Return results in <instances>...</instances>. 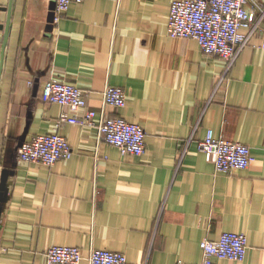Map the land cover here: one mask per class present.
Returning <instances> with one entry per match:
<instances>
[{
	"label": "crops",
	"instance_id": "crops-1",
	"mask_svg": "<svg viewBox=\"0 0 264 264\" xmlns=\"http://www.w3.org/2000/svg\"><path fill=\"white\" fill-rule=\"evenodd\" d=\"M172 1L85 0L51 24L55 0H0V264H48L58 245L199 264L202 241L224 232L247 236L246 258L215 264H264V24L229 70L195 39L168 35ZM52 77L82 88L97 122L141 125L145 153L123 155L97 127L65 123L71 159L20 161L22 142L84 112L42 100ZM107 86L124 88L125 107L105 104ZM209 130L249 146L252 165L215 172L199 148Z\"/></svg>",
	"mask_w": 264,
	"mask_h": 264
},
{
	"label": "built area",
	"instance_id": "built-area-1",
	"mask_svg": "<svg viewBox=\"0 0 264 264\" xmlns=\"http://www.w3.org/2000/svg\"><path fill=\"white\" fill-rule=\"evenodd\" d=\"M85 0H55L54 21L74 3ZM264 24V3L260 0H173L167 33L171 38H193L208 55L220 56L230 70L250 37ZM242 28L249 33L241 32ZM264 50V41L261 45ZM42 100L67 106L71 111H84L70 115L61 113L52 133L38 135L24 142L18 150L19 160L53 166L74 155L70 142L59 132L65 123L83 127H97L102 140L118 148L123 155L142 156L146 151L145 129L121 117L105 116L96 120L97 112L87 108L85 91L79 86L52 77L43 85ZM104 102L114 108L127 104L122 87L107 86ZM201 151L214 155L215 172L230 173L249 168L254 162L251 148L241 142L215 137L209 130L199 143ZM202 260L199 264H215L216 259L242 262L246 258L248 239L245 234L224 232L218 240L204 239L201 243ZM48 264H129L125 254L95 249L84 256L77 246H52L46 253ZM177 264H190L180 260Z\"/></svg>",
	"mask_w": 264,
	"mask_h": 264
},
{
	"label": "water",
	"instance_id": "water-1",
	"mask_svg": "<svg viewBox=\"0 0 264 264\" xmlns=\"http://www.w3.org/2000/svg\"><path fill=\"white\" fill-rule=\"evenodd\" d=\"M11 9V7H10ZM51 12L49 14V23H53L54 21V9H55V3H52L51 7ZM10 18L7 24V28H6V36H5V41H4V54H5V49L7 47L8 44V40H9V34H10ZM4 61V60H3ZM3 66V63H2ZM23 144V142L21 143V145ZM21 147V146H20ZM8 177H9V171L8 170H4L3 174H2V178H1V192H4L6 189V185H7V181H8Z\"/></svg>",
	"mask_w": 264,
	"mask_h": 264
}]
</instances>
